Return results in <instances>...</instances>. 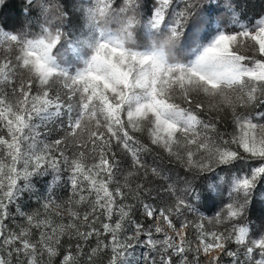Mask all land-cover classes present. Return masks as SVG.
<instances>
[{
  "label": "snow or ice",
  "instance_id": "snow-or-ice-1",
  "mask_svg": "<svg viewBox=\"0 0 264 264\" xmlns=\"http://www.w3.org/2000/svg\"><path fill=\"white\" fill-rule=\"evenodd\" d=\"M207 5L211 0H88L87 31L73 46L75 67L62 62L67 34L59 28L29 38L0 26V264H85L83 257L94 264L105 250L107 264H126L142 236L161 253L160 264H199L212 249L233 257L232 264H264V235L250 238L234 223L221 231L205 227L222 223L220 215L188 216L197 214L196 201L212 198L211 185L205 194L193 183L206 173L231 177L228 221L242 216L264 187V19L217 25L213 34L211 26L202 31L191 23L201 17L210 25ZM142 13L148 40L137 44ZM54 120L60 136L41 139V125ZM145 127L151 144L191 177L182 188L167 186L172 202L163 208L145 202L150 190L143 183L128 182L141 169L147 175L141 153L149 148L135 137ZM113 146L130 154L135 170L123 184ZM61 166L71 174L66 201L49 200L43 212L13 211L22 181ZM151 172L160 175L155 167ZM137 205L150 224L133 218ZM189 228L195 247L186 239ZM233 239L243 261L239 248L226 247Z\"/></svg>",
  "mask_w": 264,
  "mask_h": 264
},
{
  "label": "rangeland",
  "instance_id": "rangeland-1",
  "mask_svg": "<svg viewBox=\"0 0 264 264\" xmlns=\"http://www.w3.org/2000/svg\"><path fill=\"white\" fill-rule=\"evenodd\" d=\"M34 0H31V2ZM123 2V0H122ZM88 5V1L83 0H73V3L69 5V7L63 6L62 2L59 0H37L36 3L26 4L25 9L18 16H9L5 15L4 19L9 18V24H13L12 29H4L7 32L11 33H19L26 32L29 38H32L35 35H39L43 28H48L49 30H55L59 28L61 31H64L66 36V43L64 48L60 49L62 62L65 66H78V55L73 51V46L78 39L81 38H68V26H67V15H71L70 10L72 12H76L79 16V19L82 24L81 27H85V16L83 14V8ZM143 15V14H141ZM141 20V26L137 28L135 35V40L137 44L146 43L148 40L145 29L142 27L143 20L141 16L137 17ZM259 19H264V13H262ZM256 20V21H257ZM109 27H113L112 24H109ZM213 32V27L211 28ZM203 31V30H202ZM213 34H215L213 32ZM4 47V46H0ZM59 58V57H58ZM39 123V122H38ZM41 131L43 135L41 139L46 137L47 140L51 141L61 134L60 120H54L49 122L47 126L41 125ZM231 131V129H229ZM158 149L163 152L167 157L168 154L163 149ZM113 150L117 154V163H118V171H117V179L121 184L124 183V178L128 175L129 171H135L131 166V156L127 152L122 149H116L113 146ZM71 154V150H69V155ZM142 160L146 164L147 175H144L145 169H141L136 175L128 177V182L134 187L136 183H143L150 191L148 199L145 202L153 203L157 208H163L168 206L172 202V196L167 191V186L169 184H173L176 188H182L184 179H191L190 176H185V170L181 164H179L175 158L170 157L175 163L179 164L176 167H164L161 166L158 162H150L147 156L141 153ZM155 167L159 171L160 175L156 176L151 172V169ZM187 171V170H186ZM71 174L70 172L61 166V170L59 172L49 170L43 174L34 175L27 180L22 181V191L21 195L17 200L16 206H14L13 211L15 212L16 207L19 208L20 211L31 214L34 211L40 210L43 212L42 205L49 200L55 201L56 203H62L68 199L69 196L72 195L71 191ZM194 182V181H193ZM87 195V192L84 193ZM234 197H228L225 201L221 203V208L215 214H209L202 208H198V212L195 216L189 213L188 216L191 219H195L199 216L206 217L208 220H212L215 216L220 215L222 223L220 224H206L205 227L214 231H221L226 228H230V226L234 223L238 227H246L248 229V235L250 238H259L261 235H264V221H258V224L254 230H251L249 222L241 223V218H233L232 221H228L225 219L224 210L228 203L233 202ZM82 209L84 205L80 206ZM50 211H59L62 212L65 216L67 213L64 212L63 209H50ZM142 210L139 209L137 205V209L135 211L134 219H138L140 222L145 224H150L152 221L146 219L142 214ZM55 218V217H54ZM17 221L20 223H24L22 217L17 216ZM66 222V221H65ZM174 223H179L174 219ZM161 227H164L165 230L172 235L171 229L167 228V225L162 222L161 218ZM187 235L186 239L192 241L193 246H196L197 236L196 233L191 229L185 230ZM128 235H131V232H128ZM162 233H154V238H162ZM38 238V234L37 237ZM123 238V236L121 237ZM141 243H136L133 241V247L128 250L127 255L124 257L126 264H147V259L149 254L147 252V247L149 246L144 239L141 237ZM94 246V245H93ZM227 249L236 251L239 248V252L241 253L240 259L243 261L245 258L243 256V248L236 245L233 239V242L226 245ZM203 258L199 260V264H205L215 256H220V264H232L233 257L227 255H221L220 250L212 249L208 254L201 253ZM108 251L105 250L101 253H98L95 257H93L94 264H107ZM195 256V253H193ZM150 258V257H149ZM256 258H259L258 256ZM85 260V264H88L86 257H83ZM151 262V263H150ZM149 263L153 264L151 258L149 259ZM179 263V261H178Z\"/></svg>",
  "mask_w": 264,
  "mask_h": 264
},
{
  "label": "trees",
  "instance_id": "trees-1",
  "mask_svg": "<svg viewBox=\"0 0 264 264\" xmlns=\"http://www.w3.org/2000/svg\"><path fill=\"white\" fill-rule=\"evenodd\" d=\"M62 2L63 6L69 7L73 0H59ZM86 1V0H83ZM88 1V0H87ZM36 3L37 0L31 2V0H5V5L0 6V26L4 29H12L13 24H5V21L9 22V18L4 19L5 15L18 16L25 9L26 4ZM151 5L149 4L148 7ZM211 12H206L205 15L211 16V23H205L204 19L197 17L191 23L195 27L207 31L209 26L213 27V32L217 30V25L222 28L236 27L237 24L251 25L256 22L259 16L264 13V0H211ZM147 9H145V12ZM71 15H67V30L69 33L68 38H83L86 33V27H81L82 24L79 16L76 12L70 10ZM143 14V13H142ZM143 15H141L142 17ZM143 20V19H142ZM71 21V26L69 22ZM75 67V66H72ZM136 139L140 141L141 145H147L149 151L143 152L145 156L150 159V162H158L161 166L176 167L177 163L173 161L170 157H167L163 152L158 149V146L151 144V139L148 135L147 129L142 132L135 133ZM186 172V170H185ZM197 186V191L205 193L208 186L211 185L214 190L210 192L211 199L204 201L203 199L196 201L197 208H202L209 214H215L221 208V203L230 197L231 193V177L227 171L220 172L217 174L206 173L199 177L193 182ZM237 218H241V223L249 222L251 230H254L258 224V221H264V187H257L253 192L248 205L246 206L245 213ZM147 252L151 258L152 263L160 264L161 253L152 249L151 246L147 247ZM147 259V264L149 263V258ZM193 258V253H189V259ZM204 259L202 254L199 255V260ZM177 264L178 259H177ZM204 264V263H203ZM209 264V262L205 263ZM220 264V260L218 261Z\"/></svg>",
  "mask_w": 264,
  "mask_h": 264
}]
</instances>
